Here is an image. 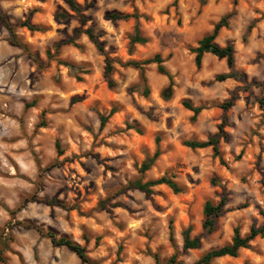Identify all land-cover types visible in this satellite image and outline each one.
I'll use <instances>...</instances> for the list:
<instances>
[{
  "label": "rangeland",
  "instance_id": "rangeland-1",
  "mask_svg": "<svg viewBox=\"0 0 264 264\" xmlns=\"http://www.w3.org/2000/svg\"><path fill=\"white\" fill-rule=\"evenodd\" d=\"M75 1L80 12L64 0H0L15 35L0 21V264H82L75 253L42 234L48 230L84 246L96 264H154V254L161 261L176 254L181 264H194L205 251L228 242L236 226L242 235L251 225L261 226L264 0ZM113 12L139 17L107 19ZM231 12L215 42L233 45L234 69L243 73L244 82L217 81L218 74L228 72L225 59L206 53L196 68L189 50ZM26 20L40 31L19 26ZM136 23L148 42L129 50ZM87 27L113 59L111 86L104 77V55L84 33L76 34ZM156 53L172 74L168 100L161 92L169 80L157 72L156 63L145 66V81L126 66ZM61 61L76 68L69 72ZM233 93V105L223 111L219 105ZM183 99L203 107L195 120ZM111 109L101 127L100 116ZM222 116L224 165L210 147L182 144L206 140ZM157 137L160 155L141 172ZM164 174L173 175L182 191L173 193L162 184L146 195L129 186ZM222 192L227 196L224 212L213 232L204 234L202 206L206 200L217 202ZM44 199L75 208L50 206ZM187 226L191 236L201 238L197 249L182 247ZM245 261L264 264V237L257 236L237 257L211 264Z\"/></svg>",
  "mask_w": 264,
  "mask_h": 264
},
{
  "label": "trees",
  "instance_id": "trees-1",
  "mask_svg": "<svg viewBox=\"0 0 264 264\" xmlns=\"http://www.w3.org/2000/svg\"><path fill=\"white\" fill-rule=\"evenodd\" d=\"M43 1V0H39ZM70 8L76 12H80L81 8L77 4L75 0H64ZM175 2V1H174ZM231 13L224 14L213 26V29L210 33L205 34L201 39L197 41V44L195 47L189 48L190 52L194 54V63L196 68H200L202 58L206 53L212 54L216 56L219 59H225L226 65L228 67V72L218 74L215 79L217 81H224L226 79H234L241 82H244V75L242 72L236 71L234 69V47L231 43H228L224 46H220L215 42L219 31L223 27L228 26V20L232 16ZM137 14H129V13H118L113 12L106 15L107 19L116 20V19H129V18H135L138 19ZM84 16H80V22L84 23L85 21ZM0 21L6 25L8 31L11 33V35L14 37V30L13 26L8 24L6 22L5 17L1 13L0 10ZM21 27H26L30 31H40V29L35 26L28 23V21H23L19 24ZM252 25H249L247 27L246 33L250 31ZM84 33L87 38L90 40V42L94 45V47L97 49V51L104 55L105 57V67H104V77L106 78L108 86L112 85V81L110 78V75L113 72V59H111L107 53L105 52L101 42L98 40V35H96L91 27H87L85 30H77V33ZM245 39V35L243 37ZM69 43H72L77 48H81L80 45L76 44L73 40L68 41ZM148 42V38L143 36L138 23L134 25L133 33L129 37V50H132L135 44H145ZM11 44L16 45L15 42L11 41ZM163 59L160 54L156 53L151 57H148L142 61H129L127 62L126 66H131L139 71L140 79L143 81L146 80L145 77V66L151 63H156V69L157 72L161 75H164L168 78V85L162 90L161 96L164 100H168L171 98L173 94V78L172 74L166 69V67L163 65ZM61 63L64 64L71 72L74 68H76L74 65H71L70 63L61 61ZM78 80H80V77H77ZM262 90L264 91V83L260 84ZM148 94V88H144L143 96H146ZM236 99V94L233 93L231 96L222 102L219 107L225 111L229 107H231L234 103V100ZM261 103H264V96L261 99ZM182 106L190 110L193 115L191 117V120H195L196 116L199 114V112L203 109L201 106H194L188 99H183L181 101ZM114 109H111L107 115H101L100 116V126L103 127L106 123L107 119L114 113ZM225 124L224 117L222 116L221 123L217 126V131L213 133L212 135H209L206 140H185L182 144L188 148L191 149H202V148H211L212 156L217 157L219 159V162L224 165L225 161L222 158L220 149H219V141L220 138H225L226 134L223 131V125ZM140 132V131H139ZM159 138H156V144L157 147L152 155L151 158H149L147 161H145L141 167L140 171L144 172L149 169V167L153 164V162L158 158L160 155V149L158 147ZM59 147V144H56ZM166 185L168 186L173 193H179L182 191V187L174 180V176L171 175V177H168L166 174L162 175L161 177L154 179V180H148L146 182H142L141 180H135L129 183V186L138 189L142 192H144L146 195H150L153 193V187L157 185ZM43 202H45L47 205L53 206V205H59L65 209H73L75 207H66L63 203L60 201H56L55 199H44ZM227 203V196L225 192H222L220 199L217 202H214L212 200H206L202 206V214H203V221H202V228L204 231V234H210L213 232L215 228V220L218 216H220L224 212V207ZM169 239L170 241L173 240V233H172V227H171V221L169 222ZM40 231V229H37ZM191 226H187L185 229L182 230L181 235L183 239V249H197L201 245V238L199 236H191ZM41 232V231H40ZM43 235L47 236L51 243L55 246H64L73 253L76 254V256L79 258L80 262L82 264H96L94 261L90 259V257L87 255L86 249L84 246L80 245L79 243L69 239L66 236H57L56 232L54 230H48L45 233H42ZM257 236L264 237V222L261 226L256 227L255 225H251L248 232L242 235L240 233V228L236 226L233 229V234L231 239L226 242L225 244L210 248L209 250L205 251L196 261L194 264H211L213 260L229 256V257H237L239 254V251L241 249H248L250 248V242L253 241ZM154 258V264H181L180 261L177 260V255L173 254L168 259L161 261L157 254L153 255ZM243 264H248L247 261L243 262Z\"/></svg>",
  "mask_w": 264,
  "mask_h": 264
},
{
  "label": "crops",
  "instance_id": "crops-1",
  "mask_svg": "<svg viewBox=\"0 0 264 264\" xmlns=\"http://www.w3.org/2000/svg\"><path fill=\"white\" fill-rule=\"evenodd\" d=\"M190 111V110H189ZM197 140H205L204 138H201V139H197ZM202 149H205V148H202Z\"/></svg>",
  "mask_w": 264,
  "mask_h": 264
}]
</instances>
